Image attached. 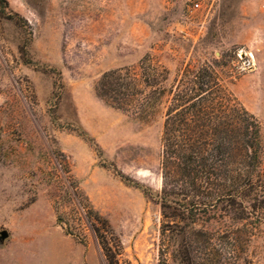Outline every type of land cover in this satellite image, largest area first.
<instances>
[{"label": "rangeland", "instance_id": "374dc122", "mask_svg": "<svg viewBox=\"0 0 264 264\" xmlns=\"http://www.w3.org/2000/svg\"><path fill=\"white\" fill-rule=\"evenodd\" d=\"M7 1L22 19L0 14V264H110L96 234L111 264H172L155 197L163 104L140 118L94 82L145 57L169 82L212 63L260 122L264 166V0ZM247 201L237 225L256 229L215 241L214 264H264V209Z\"/></svg>", "mask_w": 264, "mask_h": 264}, {"label": "trees", "instance_id": "16d2710c", "mask_svg": "<svg viewBox=\"0 0 264 264\" xmlns=\"http://www.w3.org/2000/svg\"><path fill=\"white\" fill-rule=\"evenodd\" d=\"M0 5L6 19H22L7 0ZM93 89L112 108L140 118L163 104L162 183L155 197L162 231L173 229L168 239L177 245L171 242L163 257L173 254L175 264V256L182 255L193 264V251H201V264H214V254L221 252L215 241L236 242L240 234L249 239L256 226L237 225L243 219L237 211L244 212V200L255 211L264 209L262 128L229 90L216 65L188 62L169 82L168 70L145 57L135 67L104 71ZM96 235L111 264L104 240ZM161 264L170 263L164 257Z\"/></svg>", "mask_w": 264, "mask_h": 264}, {"label": "built area", "instance_id": "2783aa9c", "mask_svg": "<svg viewBox=\"0 0 264 264\" xmlns=\"http://www.w3.org/2000/svg\"><path fill=\"white\" fill-rule=\"evenodd\" d=\"M190 1H192V0H190ZM200 6H201V2L200 1H198V0L192 1V7H193L194 10L200 8Z\"/></svg>", "mask_w": 264, "mask_h": 264}, {"label": "water", "instance_id": "95a60500", "mask_svg": "<svg viewBox=\"0 0 264 264\" xmlns=\"http://www.w3.org/2000/svg\"><path fill=\"white\" fill-rule=\"evenodd\" d=\"M1 239H5L7 237V233L5 231L0 232Z\"/></svg>", "mask_w": 264, "mask_h": 264}]
</instances>
